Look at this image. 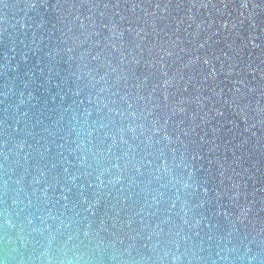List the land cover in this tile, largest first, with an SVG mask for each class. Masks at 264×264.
<instances>
[{
    "label": "water",
    "instance_id": "obj_1",
    "mask_svg": "<svg viewBox=\"0 0 264 264\" xmlns=\"http://www.w3.org/2000/svg\"><path fill=\"white\" fill-rule=\"evenodd\" d=\"M0 264H264V0H0Z\"/></svg>",
    "mask_w": 264,
    "mask_h": 264
}]
</instances>
